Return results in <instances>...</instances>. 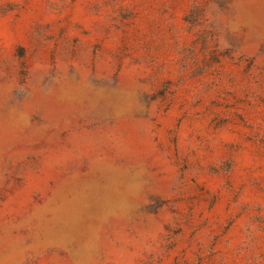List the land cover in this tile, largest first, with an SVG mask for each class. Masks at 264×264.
Returning <instances> with one entry per match:
<instances>
[{"label": "rangeland", "instance_id": "rangeland-1", "mask_svg": "<svg viewBox=\"0 0 264 264\" xmlns=\"http://www.w3.org/2000/svg\"><path fill=\"white\" fill-rule=\"evenodd\" d=\"M0 264H264V0H0Z\"/></svg>", "mask_w": 264, "mask_h": 264}]
</instances>
